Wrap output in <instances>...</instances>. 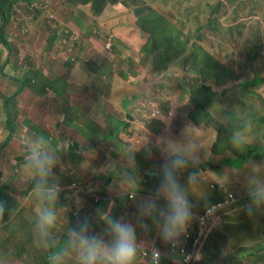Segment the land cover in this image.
I'll return each mask as SVG.
<instances>
[{"label": "crops", "instance_id": "1", "mask_svg": "<svg viewBox=\"0 0 264 264\" xmlns=\"http://www.w3.org/2000/svg\"><path fill=\"white\" fill-rule=\"evenodd\" d=\"M39 1L22 0L21 3L30 8L17 7L12 21L3 29L5 31L4 39L10 45L11 50H8L6 42H0V179L7 177L6 182L9 186L10 181H19L18 175L22 174L26 180L27 185L24 192H27V194L22 195L21 190L17 191H19L20 199L22 196L29 195L31 193L32 179L29 171L23 167V142L29 135L36 132L49 134L52 140L68 138L66 136L70 134L72 136L73 133L74 135L76 134L77 125L85 129L86 127H90V125L85 123L84 119L86 118L93 125L91 129L85 130L91 137L77 136L76 142L78 143H76V149L73 150L78 152L80 140H84L85 138L91 140V138H94L99 133L97 125L103 124V120H105L101 112L108 106L110 111L116 114V117H111L112 121L115 122L114 119L120 121L118 128L124 127L125 132L129 134L128 136L124 135V133L122 134V141L126 152H123L120 156L125 157L127 161L134 164V166L130 167L133 171H137L138 169L143 170L147 166L145 171L148 172V181L137 179L132 182L130 179L134 177L130 175L125 176V182L131 186L130 188L136 194L119 201L117 184H122L124 181L117 175L123 167L114 168V160H110L105 165H102V161L100 160L96 167L89 165L88 162L81 165V161L76 160L77 153L71 152V156H69V148H66L67 146H55L58 151V160L61 156H66L70 157V161H68L69 165L71 163L77 164L76 171L72 167L70 169L69 166L66 167L67 171L74 173L71 180L69 175L62 174L60 170L55 173L57 183L58 181H61L62 184L63 182L67 183L70 188H72L73 182L82 186L80 191L77 190L79 194L82 193L80 195L82 199L79 201V206L86 202L87 198L85 196H91L90 194H86L85 190L95 187L89 183L93 182V179H105L106 185L111 184L114 179L113 185L115 186L112 192H108L104 196L101 204L98 203L99 205L96 206V204L93 205L90 202L93 206L89 211L84 207L79 221L77 219L78 216L74 215L72 217V214H70V218L66 222L59 221L57 229L66 236L67 227L72 226V224L78 225L85 218L95 223L100 222L95 214L92 216L91 214L93 211L101 209L110 212L115 218H122L129 222L135 220L136 223L134 224L137 225L139 246L146 241V235L151 231H153L154 237L157 239L153 243L158 242L159 244H163L158 240L160 238L158 232L152 228L153 224L155 225L153 219L147 216L142 217L138 206L156 192L161 179L160 167L165 162L163 160L167 158L166 150L161 146L154 145L155 140L159 141V134H153L168 130L171 131V137L176 138L182 135L183 130L187 128L182 127V125L187 123H183V120H178L176 112L167 116L168 114L161 108V111L158 110V104L161 102L158 98H161V96L158 95L155 88L160 87L159 92L163 91V89L169 90L170 87L164 84L167 81L162 80L160 83L153 82V79H160L154 75L149 77V70H147L148 73L145 79L141 77L142 72H145L147 69L146 66L144 67L146 57L142 49L148 42V32L139 24V17L135 12V7H130L127 2L110 3L103 12L95 13L92 11V4L90 3L79 4L74 7L64 4L66 6L62 8L61 5L58 6L52 0V4L49 3L45 8H36L39 7ZM55 2L61 3L60 0H55ZM147 6L151 5H144L142 8ZM157 9L163 14L162 9ZM54 12L58 15L60 12L67 15L62 19L59 16L60 21L69 25L81 40L80 46L77 47L75 62L72 64L64 61L65 54L63 49L61 51L58 50V46H63L64 43L62 40V29H58L57 39V36L53 35L48 22L49 14L52 16ZM29 31L31 32L28 34ZM110 41L113 42L112 50L108 46ZM43 63H48L51 66V70L48 72L51 77L50 79L53 82L57 81V86L49 89L45 87L46 94L44 95H42L44 92L42 84L35 88H25L29 81L26 76L28 67H35L31 70L37 71V67ZM153 67L152 64V72ZM132 71L136 73L133 75ZM170 74L174 73L170 71ZM177 74L181 75V70H178ZM8 80L10 81L9 87ZM30 80L33 82L34 77H31ZM143 80H145L144 84L142 83ZM59 83H63L64 87H59ZM149 84H151L150 87ZM169 84L172 85L171 82ZM188 89L190 90V87ZM247 96H249L247 93H243L242 100L239 102L240 107L237 104H231L233 98H227L224 102L225 107L212 108V111L217 112L222 117L220 122L229 131L224 135H220L219 139H217L218 144L220 139L224 142L222 145L223 149L219 152V154L223 155L220 163L214 165V163L219 162L215 161L218 154L215 157L214 153L209 152L210 157L206 163H210L212 169L194 166L189 167V170L183 169L179 174L180 182L187 187L189 192L194 222L196 221V215L203 213L208 207L224 199L221 193L213 189V185L219 186L223 184V186L242 199L247 197L245 177L253 175L251 173L253 166H259V171L255 175L264 179V171H262L264 170V166L261 167L260 164V162L264 163V159H262L264 157H252L247 162H244V164H241L236 156H224V152L230 153V150L234 151L228 143V139L234 129L239 130L244 135L246 141H251L249 131L252 129L255 128L257 133H262L264 130V98L257 96V101L249 104L245 101ZM217 99L220 100V97ZM217 99L213 101V106ZM158 111L159 115L157 114L155 117L161 122L151 126V130L149 125L150 115ZM161 112L162 114L160 115ZM9 115L16 125L13 134L7 127ZM212 118L214 119V115H212ZM187 120L191 122L190 119ZM168 121L171 123H168ZM229 126L231 127L229 128ZM177 127H182L181 133L178 132ZM191 129L198 130L199 128L191 126ZM187 131L189 132L188 129H186ZM84 135H87V133ZM129 138H131V141H128ZM102 139L104 141L106 138L103 137ZM132 139L137 140L138 143L135 145ZM149 141L152 142L150 150H142ZM100 143V141L95 140L93 144L97 147ZM249 145L252 146L254 144L247 142V146ZM79 151L81 152V150ZM10 160L11 167L9 168ZM197 160L198 156L195 155L193 164H196ZM55 170L58 169L55 168ZM11 171L12 175H10ZM190 174H193L195 177L192 183H188ZM112 175H114V178H111ZM108 178L111 180H107ZM151 178H155V180L150 181ZM205 184L209 187H206ZM64 187L66 186L63 185ZM11 188L9 191L10 196L13 195ZM244 192L245 194H242ZM110 203L111 209L109 211ZM244 205L245 203L240 202L235 208L225 210V214L219 216V224L221 221L223 229L226 226V222H228L227 225L232 229L243 225V217L239 220L236 218H238L239 212L243 211ZM68 206H72L75 209L74 203L67 202L64 197L56 205L57 208H60L59 210ZM161 206H163L162 201ZM137 209L139 210V214L135 212ZM257 214L259 218L258 223H260L263 216L260 211ZM2 226L1 224L0 228ZM141 226L143 228L138 230ZM92 228L96 230L94 226ZM216 228L215 230H217ZM227 235L230 237L229 233ZM65 239L66 237L63 241ZM231 241L233 240L231 239ZM247 248L244 247L238 251L231 249L232 253L237 254L239 263L236 264H246V256H244V260H241L239 256L241 252L248 255L245 250ZM257 253L258 251L252 253L250 251L249 256H256ZM166 260L164 264L169 262V260ZM254 260L253 264H264V261L254 263ZM228 263L234 264L232 260ZM64 264H75V261L71 256H66Z\"/></svg>", "mask_w": 264, "mask_h": 264}, {"label": "rangeland", "instance_id": "2", "mask_svg": "<svg viewBox=\"0 0 264 264\" xmlns=\"http://www.w3.org/2000/svg\"><path fill=\"white\" fill-rule=\"evenodd\" d=\"M63 1V0H61ZM209 1L213 2L215 4L219 0H146V2H143V5H153L154 8H160L163 10V14L171 19L178 27H181L184 31V35H187L189 32H194L192 37V42L199 44L200 47L203 48L205 52L212 53L217 60L216 66H212L207 64L206 61H204V66L202 69V72L198 71L199 69L196 68L190 70V66L184 67L186 69H180L179 64H175L174 67L170 70L174 74L169 75V77L161 78L158 74H154L152 72V60L146 59L144 62V67L146 66V71L142 72V79H145L147 76V70H149V77H152L153 75L158 77L160 81L167 80V82H164L165 85H168L170 87V91L163 89V91L159 92L161 94V98H158L159 101L162 103H165L167 99L170 97L172 99L173 96L180 97L181 93L185 90L186 95L184 96L185 101L188 103L190 101V96L188 94V87H190V92L192 96H195L198 90L204 91V89L207 86H210L211 89L208 90L209 96H211L214 99H217L220 97V100L217 99L216 103L214 104L215 107H225L224 102L227 100V98H233L231 104H237L238 107H240L239 102H241L243 93H242V83L247 79V82L250 81L254 83V87H251V90H254L252 94H249V96L246 97L245 101L249 104H252L253 101H257V96H261L264 98V82L260 85L258 83H255V76L256 72L260 73V76L264 78V52L262 56L252 63V61H249L248 53L252 50L255 44L263 45L264 46V0H239L236 4L230 5L227 3V7H224L220 14L218 15L217 25L221 27V30L216 31L209 27L210 23V17H211V10L209 8H201L205 3H209ZM50 3L52 4V0H40L39 1V7L36 8H42V4L44 3ZM239 2H242L239 4ZM55 4H58L55 2ZM130 4V3H129ZM137 3H132V5H137ZM41 6V7H40ZM234 6H237L238 8H235ZM130 7H134L131 6ZM149 6L142 8L149 9ZM18 8H30L23 3L19 2ZM188 8V9H187ZM189 8H193V15L190 17L188 14ZM211 8V7H210ZM185 12V13H184ZM1 24V23H0ZM232 27L233 30H232ZM204 28V30L200 31V29ZM31 31L28 32V34ZM147 38H149V33H147ZM0 42H2V39L0 38ZM69 50L75 47H68ZM62 49H65L64 46L59 45L58 50L61 51ZM191 53V52H190ZM197 57V56H196ZM68 58V55L65 59ZM198 58V57H197ZM196 58V59H197ZM206 59V58H204ZM27 71V78L28 80L31 79V77L37 76L35 81L38 84H42L44 87V92L42 95L46 94L45 87L47 86V89L50 88L52 85L51 77L49 76V71L51 70V66L48 63H43L42 65L38 66L37 71H31V69L35 67H28ZM192 68V66H191ZM213 70L218 71L219 74L223 77V79L215 80V76L213 78L206 77L208 75L207 70ZM137 70V69H136ZM178 70H181L182 74L178 75ZM170 71L167 72V74L170 73ZM133 75L136 73L134 71L131 72ZM218 74V75H219ZM56 75V74H55ZM217 75V76H218ZM183 76L185 78H183ZM182 77L183 82H179V79ZM186 81H185V80ZM153 82H156V79H153ZM169 82L172 83V85L169 84ZM259 82V81H258ZM145 83V80L142 82ZM10 81L8 80V87H9ZM182 84L183 87H182ZM192 84V87L190 86ZM207 84V85H206ZM41 86V87H42ZM63 86V83H59V87ZM151 84H149V87ZM182 87V89H178ZM60 90V89H59ZM206 92V89H205ZM41 93V92H40ZM170 93V96H169ZM38 94V92H37ZM175 94V95H174ZM152 95V94H150ZM211 98V99H212ZM230 104V105H231ZM229 105V106H230ZM177 106H180L177 105ZM264 106V105H263ZM161 111V109H158ZM158 111V112H159ZM103 118V124H98L97 131L99 132L94 138L88 139L85 138L84 140H80L81 143L78 146V152L74 151L72 149L73 146H75L76 149V139H78L79 136H90L91 135L85 130L91 129L92 124L88 119H84L85 123L87 125H90V127H86V129L80 125L76 126V134L71 136H66L68 138H62L61 140H53L55 146H67L66 148H69V156H71L72 153L76 154V160L81 161L82 164H86V162L89 163V165L96 167L98 166L99 161H102V165L108 164L110 160H114V168H120L123 167L121 172L117 175L118 177L123 179L122 184H117V191H118V199L123 200L127 198L128 196L135 195L136 193L131 186L127 182H125V176L130 175L134 178L130 179L132 182L133 180L137 179H143L144 181H148L147 178V166H143V170L138 169L137 171H133L132 166L134 164L130 161H127L125 157H122L120 155L123 154V152H126L124 150V144L122 141V134L128 136L129 134L125 132L124 127H119L117 130L118 125H115L116 127L114 129H107L104 128V126L109 121V117H116V114L110 111L108 106L102 110L101 112ZM162 112L160 113V115ZM212 114L214 115V119L216 121H221L222 117L215 111H212ZM159 115V114H158ZM15 117V116H14ZM83 119V117H82ZM192 122V121H191ZM8 123V121H7ZM168 123H171L168 121ZM183 123H187V128L189 132H186V129H184L181 136L172 138L171 137V131L163 130L159 133H151L153 135L159 134V141L154 142V145L161 146L164 150L168 148V142L170 140H177L180 141L186 145H196L197 148L194 151H190L189 153V164L185 169L189 170V167H203V168H210L212 169V166L210 163H206V161L210 157V153H214L215 161H219L217 163H214V165L219 164L220 161L223 159V155L219 154L220 151H222L224 144L223 140L219 141V144L217 143V139L220 137V131L218 127L213 126H206L203 128H199L198 130L191 129L190 122H188L187 119L183 120ZM118 124V123H117ZM14 132L16 125L13 126ZM134 128V126H133ZM11 129V128H10ZM39 129H41L39 127ZM116 129L118 132L117 135H112L111 137H108L103 141V135L106 136L111 131L113 132ZM73 130V129H72ZM47 132V131H44ZM111 132V133H112ZM250 132V138L251 141H247L251 144H254L252 146H255L256 154L261 155V153L264 156V130L262 133H257L255 128L252 129ZM87 135H84L86 134ZM163 134V135H162ZM165 134V135H164ZM49 135V134H48ZM111 135V134H109ZM78 136V137H77ZM164 136V138H162ZM100 141L101 143L96 147L94 146V141ZM128 141H131V138L128 139ZM133 142H135V145L138 143L137 140L132 139ZM120 145L121 148H120ZM152 145V142H147L145 144L144 148L142 150H150V147ZM250 146V145H249ZM246 147L242 150L243 152L246 150ZM81 150V152L79 151ZM66 155V154H63ZM198 156V160L196 164H193L194 156ZM225 157H238V155L235 153V150H230V153L224 152ZM163 157V156H162ZM73 158V157H71ZM70 157L61 156L60 159L57 161L56 168L58 170H54L55 172L61 171L62 174H66L70 176V180L73 179L72 175H74L73 172L67 171V166H69V169L72 167L76 171L77 164L71 163L68 164V161ZM167 159V158H166ZM165 159V160H166ZM264 159V158H262ZM163 160V161H165ZM83 161V162H82ZM201 163V164H199ZM203 163V164H202ZM261 167L264 166L263 162H260ZM11 167V160H10V166ZM8 168V170H9ZM264 171V170H262ZM261 171V172H262ZM150 172V171H149ZM12 175V171L10 173ZM99 175V174H97ZM249 176V175H247ZM12 177V176H10ZM19 181L17 182H9V186L12 187L11 191L13 192V195H11V199L13 202L14 207V214L13 218L11 217L9 222H6V220H3L4 224L3 227L0 228V264H41L42 261L46 258L48 255V250L41 246V244L35 239L34 236V221H35V209L39 206V202L31 195V193L27 196H22L21 199L19 197V191L21 190L22 195L27 194V192H24L26 189V180L22 174L18 175ZM111 178H114V175H112ZM118 178V180H120ZM8 178H1L0 181L2 183H5L7 186V180ZM107 180H111L108 178ZM155 178H151L150 181H154ZM113 181L111 184L106 185L105 179H93V182L91 185H94L95 187L92 189L85 190L86 194H90L91 196L87 197L86 202L83 205L79 206V201L82 199L80 198V195L82 193H78L77 190H81L77 187L79 185L76 182H73L72 188L68 186L67 183L63 184L61 181H58V184L60 186L61 192H60V199L58 202L61 201L62 197H64L67 202H73L75 205V209L72 206H68L67 208L64 207L61 210L60 208L56 207V210L58 211L59 221L66 222L67 219H69V215L72 214V217L78 216L77 219L79 221L80 214L82 213V209L85 207L87 211L97 203H100L103 201L104 196L108 194V192H112L114 190ZM0 182V185H2ZM63 185L66 186L63 188ZM88 185V184H86ZM206 187L208 186L205 184ZM209 187V186H208ZM14 188V189H13ZM16 189V191H15ZM84 192V191H83ZM242 194H245L242 193ZM91 198V199H90ZM96 199V200H95ZM90 200V201H89ZM95 200V202L93 201ZM57 202V203H58ZM93 204H91V203ZM94 202V203H93ZM106 203V202H105ZM143 203V202H142ZM141 203V204H142ZM140 204V205H141ZM140 205L138 208L140 209ZM111 209V203L109 204V211ZM137 214H139V210H135ZM97 213V210L93 211L91 216ZM237 220H239L241 217H243V225L240 227H236L235 229L230 228V226L227 227L228 222H226V226L223 229L221 227V221L220 226L217 227L218 229L216 233L213 235L214 238H217V241L215 245H217V249L222 250V254L220 258L214 256L211 249V242H209V249H205V257L208 254H210L212 257V261H204L203 263L207 264H227L230 260L232 262L237 263L235 259L232 258V256L236 255L232 253L231 249L234 251L241 250L244 247L252 248L260 243V236L258 232V212L255 215L249 216L246 215L244 211L239 212ZM245 213V214H244ZM225 211L220 210L216 213H214V217H218L220 215H224ZM244 214V215H243ZM93 218V217H92ZM89 223L96 228L95 231L100 232L103 230V222H94L89 221ZM132 223H136L135 220H132ZM224 223V222H222ZM5 226V227H4ZM72 226H76L75 224H72ZM139 228L138 230L142 229ZM153 229L158 232L156 226L153 224ZM225 230H230L229 234L230 237L226 234ZM223 235L228 236L229 244L224 243ZM54 236L56 237L57 245L60 244L62 239L66 237L63 235V232L58 230L57 228L54 231ZM146 241L144 243H141L140 245V255L138 257V264H150L149 260V253L150 248L153 245V242H155L157 239L154 237L153 231H151L149 234L146 235ZM233 240L231 242V239ZM160 243H163V250L164 253H166L167 250V244L163 242L160 238L158 239ZM261 245V244H260ZM245 255L243 252L240 253V259L244 260V256H246L245 263L246 264H253L257 262H263L264 261V252H258L257 255L249 256ZM164 262V259H163ZM202 263V262H201ZM198 263V264H201Z\"/></svg>", "mask_w": 264, "mask_h": 264}, {"label": "clouds", "instance_id": "3", "mask_svg": "<svg viewBox=\"0 0 264 264\" xmlns=\"http://www.w3.org/2000/svg\"><path fill=\"white\" fill-rule=\"evenodd\" d=\"M0 20V28L5 29L6 24L2 22L1 15ZM108 46L112 50L113 42L110 41ZM228 143L233 149L242 151L247 141L239 130L234 129ZM23 147V167L29 171L32 179L31 195L39 202V206L35 209L34 236L41 246L48 250V264H64L66 256H71L75 264H137L140 255L137 225L122 218H115L110 212L101 209L96 213L98 221L103 222L101 232L95 231L89 220L85 218L78 225L66 228L64 247H57L54 230L59 225L56 205L61 192L54 171L58 161L57 148L49 135L36 132L29 135L23 142ZM196 148V145L189 146L177 140L168 142L167 159L160 167L161 179L156 192L146 198L140 207V215L153 219L160 239L167 244L168 251L164 253L163 244L153 243L149 253L150 264H164L163 259L164 261L168 259L171 264H187V256L181 251L174 254L172 248H176L179 243L183 247L185 242L182 238L187 236L191 225L192 234L196 236L202 217L209 211L216 213L220 210L232 209L240 202L245 203L242 210L249 216L264 209V179L255 175L259 171V166L256 165L251 169L253 175L245 177L247 203L244 201L247 197L241 199L223 184L213 185V189L221 193L224 199L196 215L194 222L189 192L180 182L179 174L189 164L190 151ZM194 179V175L190 174L188 183H192ZM77 187L82 188L80 184ZM231 195L235 197V202L232 201ZM4 211L5 203L0 201V215H3ZM219 225V216L213 215L209 224V236L201 250V258L197 251L190 264L203 262L204 250L207 249L211 237L218 230L215 228ZM225 231L226 234L229 233V230ZM188 252L191 255L194 253L192 245L189 246Z\"/></svg>", "mask_w": 264, "mask_h": 264}, {"label": "trees", "instance_id": "4", "mask_svg": "<svg viewBox=\"0 0 264 264\" xmlns=\"http://www.w3.org/2000/svg\"><path fill=\"white\" fill-rule=\"evenodd\" d=\"M22 0H0V15L2 17V22H5L7 25L12 18L14 17L15 9L17 8V5ZM61 1V0H60ZM239 0H219L215 4L213 2L209 1V3H205L201 8H209L211 10V17L209 20V27L213 30L219 31L221 30V27L217 25L218 15L220 14L221 10L224 7H227V3L230 5H234ZM123 3L127 2L128 5L131 4V6L135 7V12L137 16L139 17V24L143 27L144 30H146L149 33V38L147 44L143 47L142 52L144 53L146 59H151L153 64V73L158 74L161 78H166L171 75L170 73L167 74L169 70H171L175 64H179L180 69H186L184 67L190 66V70L198 68L200 73L202 72V69L204 66V61L207 62V64L212 65L213 67L216 66L218 63L216 58L213 57V54L210 52H205L202 47H200L199 44L192 42V37L194 32H189L187 35H184V31L181 27H178L171 19L166 17L164 14H162L157 8H152L153 5L149 6V9L141 10L143 5V2H146V0H63L61 3H58V6H62L64 8V4L78 6L79 4H92V11L95 13L103 12L106 6L110 3ZM137 5H132V3H137ZM130 3V4H129ZM242 2H239V4ZM49 3H44L42 8H45L46 5ZM211 7V8H210ZM235 8H238L237 6H234ZM52 8V5H51ZM61 8V7H60ZM188 9V8H187ZM59 13V12H58ZM185 13V12H184ZM188 14L190 17L193 15V8H189ZM65 15L64 13L60 12L59 15L54 12V14L51 16L49 14V24L52 29L53 35L56 37L58 35V29H62V40L64 41L63 46L65 49H63L65 57L68 58L64 61L68 62L69 64H72L75 62V56L77 55V47L80 46L81 40L78 38V35L75 34L74 30L69 26L66 25L64 22L60 21ZM55 25V26H53ZM234 27H232L233 30ZM204 30V28L200 29V31ZM5 37V31L3 29L0 30V38L3 41L6 42ZM58 39V36H57ZM75 47L74 49H70L68 47ZM7 48L10 51L11 47L9 44H7ZM191 52V53H190ZM264 52V46L255 44L252 50L248 53L249 61H252L254 63L257 61ZM198 58H197V57ZM197 58V59H196ZM206 58V59H204ZM192 66V68H191ZM217 67V66H216ZM34 71V70H31ZM208 75L206 77L213 78L215 75V80L223 79L221 74L218 73V71L213 70H207ZM219 74V75H218ZM218 75V76H217ZM37 76H34V81L29 80L26 84L25 88H35L39 87L40 84L36 83L35 79ZM183 78H185L183 76ZM183 78L180 77L179 82H183ZM185 80V79H184ZM250 81L247 82V79L242 83V93L252 94L254 90H251V87H254V83ZM255 83H258L259 85L264 82V78L260 76L259 72H256V76L254 78ZM167 81V80H166ZM186 81V80H185ZM259 81V82H258ZM160 80L156 79V83H160ZM50 88L53 86H57V81L51 82ZM184 84H182L183 87ZM207 85V84H206ZM192 87V84L190 85ZM47 87V86H46ZM182 87L178 89H182ZM206 89V92H205ZM202 91L201 89L197 91L195 96L191 95L190 90L188 89V94L190 96V101L187 103L184 99V96L186 95V91L184 90L180 97L173 96L174 99L168 98L167 102L162 103L159 102L158 107L161 108L165 113L171 115L173 112H176V115L178 117V120H184V119H190V126H193V128H203L206 126H213L218 127L220 131V135H224L228 133L229 131L226 129L225 125L222 124L220 121H216V119L212 118V108H213V101L215 100L209 94L207 93L209 89H211L210 86H207ZM156 92L159 96H162L159 94L160 87L155 88ZM170 91V88H169ZM19 94V93H18ZM175 95V94H174ZM170 96V93H169ZM212 98V100H211ZM180 106H177L179 105ZM158 112L152 113L150 115V128L152 130L153 125L160 123L161 121L157 119L155 116H157ZM115 122L112 121L111 117L109 118V121L104 126V128L114 129L116 126H119L120 121H117L114 119ZM118 123V124H117ZM15 122L13 119H11L10 115L8 117V123L7 127L11 131V133H14V127ZM182 127H187V124L182 125ZM177 127L178 132L181 133V128ZM231 126H229L230 128ZM11 128V129H10ZM149 128V129H150ZM118 130V127H117ZM112 132V131H111ZM107 134L106 136L103 135L104 138L111 137L112 135H117L116 129L112 133ZM221 140V139H220ZM72 149H75V146L72 147ZM255 149V146H247L246 150L243 151H236V154L238 155V159L240 160L241 164H244V162H247L250 160V158H262L264 156L261 153V155H257ZM258 151V150H257ZM1 180V179H0ZM2 183V181H0ZM143 185V183H141ZM10 187L7 186L5 183H2L0 185V201H3L5 203V211L3 215H0V225L4 224L3 220H6V222H9L10 218H13L14 214V207L13 202L11 199V196L9 194ZM95 202V200H93ZM244 201L247 203L248 197L244 198ZM103 201L100 202V204ZM99 205L98 203L96 206ZM11 210V211H10ZM260 212L262 213V220L260 223H258V232L260 236V243L252 248L245 249L247 253L251 251L255 252H264V209H261ZM35 222V221H34ZM3 227V226H2ZM5 227V226H4ZM55 231V230H54ZM230 231V230H229ZM65 238V237H64ZM223 240L225 245L229 244L228 236L223 235ZM217 241V238H214V236L211 237V249L214 256L220 258L222 254L221 249H217V245H215ZM66 242V239L60 242L61 245H57L58 247H64V244ZM261 244V245H260ZM209 249V245L207 247ZM48 255L46 256L45 261L43 260L41 264H48L47 260ZM212 256L208 254L204 261H212ZM233 259L238 261L237 254L232 256ZM168 261V260H166ZM203 261V262H204ZM201 263V264H207V263ZM167 262V264H169ZM239 263V261L237 262ZM171 264V263H170ZM233 264V263H228ZM236 264V263H234Z\"/></svg>", "mask_w": 264, "mask_h": 264}, {"label": "built area", "instance_id": "5", "mask_svg": "<svg viewBox=\"0 0 264 264\" xmlns=\"http://www.w3.org/2000/svg\"><path fill=\"white\" fill-rule=\"evenodd\" d=\"M230 197H231L233 202L236 201V199L233 195H231ZM214 213H215L214 211H209L206 216L202 217V219H201L202 222L199 225L196 236H194L192 234L193 226L191 225V227L188 230L187 236L182 238L183 242H185V244H183V247L179 243V245L176 248H172V252L174 254L179 253V251H181L182 254L187 256L186 257L187 264L191 263L193 257L195 256L194 254L197 251L200 253V258H201V250H202L204 241H206V239L209 236V232H210L209 224L211 222V219H212ZM190 245H192V247L194 248V253L192 255L188 252Z\"/></svg>", "mask_w": 264, "mask_h": 264}]
</instances>
